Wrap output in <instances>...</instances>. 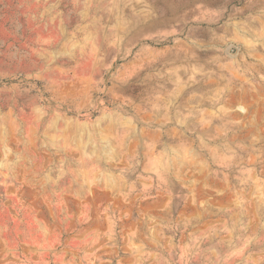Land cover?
I'll return each instance as SVG.
<instances>
[{
	"label": "rangeland",
	"instance_id": "rangeland-1",
	"mask_svg": "<svg viewBox=\"0 0 264 264\" xmlns=\"http://www.w3.org/2000/svg\"><path fill=\"white\" fill-rule=\"evenodd\" d=\"M0 264H264V0H0Z\"/></svg>",
	"mask_w": 264,
	"mask_h": 264
}]
</instances>
